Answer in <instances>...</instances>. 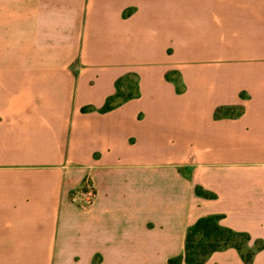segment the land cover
Wrapping results in <instances>:
<instances>
[{"label":"crops","instance_id":"1","mask_svg":"<svg viewBox=\"0 0 264 264\" xmlns=\"http://www.w3.org/2000/svg\"><path fill=\"white\" fill-rule=\"evenodd\" d=\"M210 215L264 241V0H0V264H168Z\"/></svg>","mask_w":264,"mask_h":264},{"label":"trees","instance_id":"2","mask_svg":"<svg viewBox=\"0 0 264 264\" xmlns=\"http://www.w3.org/2000/svg\"><path fill=\"white\" fill-rule=\"evenodd\" d=\"M130 79H134L135 82H133L134 80L130 82ZM139 97L140 90L137 77L135 75L123 77L117 81L116 93L106 100L102 108L85 107L83 112L97 110L100 113H106L129 100ZM242 112V107L218 108L215 117L221 118L223 115H228V113H231L232 116H238ZM196 194L209 199L215 197L200 187L196 188ZM221 218L220 215L200 218L187 231L183 256L170 259L168 264H204L213 253L229 248L236 249L245 264H252L257 252L264 249V241L256 240L254 246L251 247L252 239L249 234L236 232L221 226Z\"/></svg>","mask_w":264,"mask_h":264},{"label":"built area","instance_id":"3","mask_svg":"<svg viewBox=\"0 0 264 264\" xmlns=\"http://www.w3.org/2000/svg\"><path fill=\"white\" fill-rule=\"evenodd\" d=\"M94 196V187L92 183L88 181L82 190L75 193L73 199L80 202L82 207H87L92 204Z\"/></svg>","mask_w":264,"mask_h":264},{"label":"rangeland","instance_id":"4","mask_svg":"<svg viewBox=\"0 0 264 264\" xmlns=\"http://www.w3.org/2000/svg\"><path fill=\"white\" fill-rule=\"evenodd\" d=\"M132 80H134V79H130V82H132ZM133 82H135V80L133 81ZM128 84H131V83H128ZM126 89V88H125ZM127 90V89H126Z\"/></svg>","mask_w":264,"mask_h":264}]
</instances>
